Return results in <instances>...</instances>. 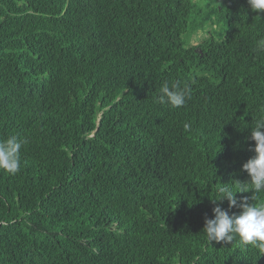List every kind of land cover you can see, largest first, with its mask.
I'll return each mask as SVG.
<instances>
[{
	"label": "trees",
	"instance_id": "trees-1",
	"mask_svg": "<svg viewBox=\"0 0 264 264\" xmlns=\"http://www.w3.org/2000/svg\"><path fill=\"white\" fill-rule=\"evenodd\" d=\"M259 39L247 0H0V140L26 141L0 170V264H264L203 232L219 184L250 179Z\"/></svg>",
	"mask_w": 264,
	"mask_h": 264
},
{
	"label": "clouds",
	"instance_id": "clouds-1",
	"mask_svg": "<svg viewBox=\"0 0 264 264\" xmlns=\"http://www.w3.org/2000/svg\"><path fill=\"white\" fill-rule=\"evenodd\" d=\"M250 9L258 14H264V0H247ZM258 51L264 52V39L256 42ZM192 88L190 84H169L165 82L158 97L160 104L169 105L172 108H181L191 99ZM262 115L251 128L250 139L255 142L252 149L255 155L243 164L242 169L250 177L245 182L238 180L231 183H220L216 189V195L210 201L213 218L205 217L203 232L208 241L231 243L239 239L245 246H253L264 253V200L257 195L264 193V108ZM189 125H185L188 128ZM26 144L25 140L13 135L0 140V170L15 175L21 169V149ZM251 192L252 196L237 198V193ZM227 200L229 210L239 208V214L229 213V210L220 206ZM219 202V203H218Z\"/></svg>",
	"mask_w": 264,
	"mask_h": 264
},
{
	"label": "rangeland",
	"instance_id": "rangeland-1",
	"mask_svg": "<svg viewBox=\"0 0 264 264\" xmlns=\"http://www.w3.org/2000/svg\"><path fill=\"white\" fill-rule=\"evenodd\" d=\"M200 38H201V33L198 34V36L194 39H192L194 44H198L200 42Z\"/></svg>",
	"mask_w": 264,
	"mask_h": 264
}]
</instances>
